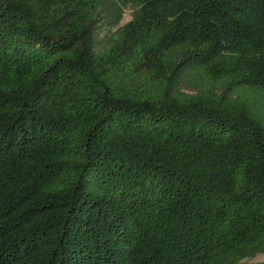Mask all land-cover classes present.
<instances>
[{
    "label": "trees",
    "instance_id": "1",
    "mask_svg": "<svg viewBox=\"0 0 264 264\" xmlns=\"http://www.w3.org/2000/svg\"><path fill=\"white\" fill-rule=\"evenodd\" d=\"M262 252L264 0H0V264Z\"/></svg>",
    "mask_w": 264,
    "mask_h": 264
},
{
    "label": "rangeland",
    "instance_id": "2",
    "mask_svg": "<svg viewBox=\"0 0 264 264\" xmlns=\"http://www.w3.org/2000/svg\"><path fill=\"white\" fill-rule=\"evenodd\" d=\"M131 18H132V7L126 6L123 10V19H122L120 25H124L125 23L130 21ZM107 33H108V29H105L103 31V34L106 35ZM199 87H200V85L197 83L196 80H193V79L188 80V78L185 79V83L183 85V89L185 91L193 92V91L197 90ZM246 262L248 264H264V252L259 253L255 257H251V258L246 259Z\"/></svg>",
    "mask_w": 264,
    "mask_h": 264
}]
</instances>
